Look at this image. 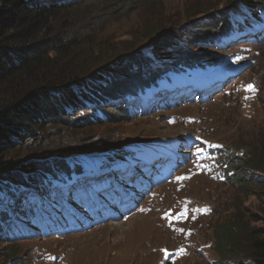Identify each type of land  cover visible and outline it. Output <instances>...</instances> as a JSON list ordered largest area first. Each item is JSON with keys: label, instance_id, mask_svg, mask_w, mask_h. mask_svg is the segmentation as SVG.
Listing matches in <instances>:
<instances>
[{"label": "rangeland", "instance_id": "1", "mask_svg": "<svg viewBox=\"0 0 264 264\" xmlns=\"http://www.w3.org/2000/svg\"><path fill=\"white\" fill-rule=\"evenodd\" d=\"M127 2L129 7L122 9L113 6L103 8L113 0L89 6L85 1L51 21L59 33L72 26H75L74 32L83 26L92 27L90 34L94 38L95 49L88 58L78 59L71 68L67 67L66 75L76 70L85 76L106 62L112 63L114 57L129 52L136 54L153 31L159 30L157 34L167 32L169 38L176 35L179 28H189L197 23H208L214 30L215 24L219 25L214 20L219 12L229 17V33L235 23L250 25L253 19L264 20V0ZM201 12L202 15L199 14ZM211 15H214L213 19L209 18ZM227 32L212 45L189 42L192 38L190 32L186 36L180 35L181 41L186 43L184 46L177 45L165 52L149 47L139 52L140 58L147 57L157 63L152 71L158 73L177 63L169 73L159 76L163 78L162 83L167 78H181L184 83L203 81L204 72L222 68L218 62L235 65L237 78L230 79L226 73L218 83L222 88L209 100L169 106L166 85H163L161 97L149 103L148 107L141 104V97L131 102L128 120L109 124L92 120L90 127L79 130L57 127L51 130L55 134L43 149L33 144L28 147L18 143L3 149L6 150L3 157L15 163L21 160V164L39 159L33 156L44 152H54L55 156L45 158L43 156L46 155H43L40 158L45 163L33 169L35 182L31 186L20 185L0 193V210L4 212L2 196L8 194V198L11 196L16 201L18 196L14 190H28L32 194L26 199H32L33 203L27 212L26 199L23 200L21 207L24 206L26 212L21 209L20 217L23 218H19L20 224L16 227L0 219V264H9L13 255L25 264H214L219 261V255L213 248V226L218 220L223 222L235 213L246 224L264 225V189L252 186L244 189L239 184L224 185L226 169L221 158L199 156L186 170L173 174L170 173V165H167L154 171L155 177L146 175L149 171L147 166L146 173L133 179L131 186L119 187L124 182L131 184L132 176L128 181L116 180L112 196L115 204L106 214H115L119 202L124 209L125 206L132 207L125 209L127 218H124L126 214L119 213L122 219L105 221L98 227L92 226L94 222L90 221L86 208L79 199L72 197V192H68V185L60 184L62 178L69 177L74 171L92 172L137 153L161 154V149L186 141L189 136L200 139L199 149L218 150L219 157L220 151H226V147L232 150V143L238 145L244 142L243 139L251 138L244 135H255L253 137L264 141V41L259 44L228 43L227 36L230 34ZM86 34L89 35L88 32ZM182 51L189 55L188 63L195 58H208L200 62L197 69L187 71L179 66ZM128 63L130 61L114 64H119L120 68ZM146 70L149 72L148 68ZM249 85L254 88L253 91L247 90ZM195 92L196 89L191 87V93ZM143 99H146L145 96ZM161 100H165L163 105ZM81 144L86 149L59 152L60 148L80 147ZM189 153L182 152L184 155ZM60 161H65L66 167L58 166ZM42 173L46 176L41 182L43 185L56 183L53 185L56 189L51 190L54 192L52 200L49 199L50 193L45 197L42 195L43 186L38 183ZM256 179L264 180L261 175ZM158 180L162 181L159 183ZM2 181L5 185L9 184L6 183L8 179ZM35 186L39 190L34 189ZM56 197L62 202L55 200ZM34 206L38 210L32 219L29 213ZM8 216L10 220L18 218L13 212H9ZM0 218H3L1 213ZM72 225L77 233H69Z\"/></svg>", "mask_w": 264, "mask_h": 264}, {"label": "trees", "instance_id": "2", "mask_svg": "<svg viewBox=\"0 0 264 264\" xmlns=\"http://www.w3.org/2000/svg\"><path fill=\"white\" fill-rule=\"evenodd\" d=\"M85 1L89 6L107 0H0V193L4 190L9 192V188L20 185L31 186L35 182L33 169L45 163L40 158L43 155H46L43 156L45 158L55 156L54 152H44L40 156H33L39 159L21 164V160L15 163L3 157L6 151L3 149L13 147L15 143L28 147L33 144L43 149L48 139L55 134L51 130L57 127L79 130L90 127L92 120L104 124L128 120V99L159 88L163 79L159 76L166 75L171 67L177 65L167 66L159 73L152 71L157 63L154 64L147 57L140 58L139 52L149 47L155 48H152L154 51L165 52L177 45L184 46L186 43L181 41L180 35L186 36L190 32L192 38L189 42L201 46L212 45V41L220 38L231 25L229 17L219 12L218 17L214 18L219 25L215 24L214 30L208 23H197L189 28H179L176 35L169 38L167 32L157 34L159 30L153 31L136 54L129 52L114 57L112 63L106 62L85 76L76 70L66 75L67 67L71 68L78 59L88 58L95 49V41L90 34L92 27L83 26L74 32L75 26H72L59 33L51 21ZM127 3V0H113V3H107L103 8L113 6L124 9L129 7ZM213 17L209 16L211 19ZM188 56L182 51V59L179 60L187 69L194 68V63L208 58H195L188 63ZM118 61L130 63L119 68L120 63L114 64ZM244 136L251 138L243 139L244 142L238 145L232 143V150L226 147V151H220L226 169L224 185L239 184L244 189L249 186L264 189V180L256 179L259 175L264 178V141L253 137L255 135ZM85 147L83 144L80 147H63L59 152H77V149L84 150ZM64 162L60 161L57 165L66 167L67 163ZM42 175L38 182L40 186L45 185L41 182L46 176L44 173ZM72 177H75V173L65 179ZM3 179H8L6 183L9 184H3ZM34 189L39 190L36 186ZM50 191L49 187L43 188V195L47 196ZM14 193L18 196L16 201L11 196L8 198L6 193L2 196L5 205L2 208L6 212L0 210L3 217L0 219L7 222L9 212L15 213L18 218L12 217V221H9L15 227L20 222L19 218H23L20 217L21 209L24 208L21 207L23 200L32 193L21 189L14 190ZM24 204L30 207L31 200L28 199ZM236 215H230L223 222L218 220L213 226V248L219 255V261L214 264H264V225L246 224L242 217ZM11 258L9 264H25L17 256Z\"/></svg>", "mask_w": 264, "mask_h": 264}, {"label": "snow or ice", "instance_id": "3", "mask_svg": "<svg viewBox=\"0 0 264 264\" xmlns=\"http://www.w3.org/2000/svg\"><path fill=\"white\" fill-rule=\"evenodd\" d=\"M247 90H248V91H253L254 88H253L251 85H249L248 88H247Z\"/></svg>", "mask_w": 264, "mask_h": 264}, {"label": "bare ground", "instance_id": "4", "mask_svg": "<svg viewBox=\"0 0 264 264\" xmlns=\"http://www.w3.org/2000/svg\"><path fill=\"white\" fill-rule=\"evenodd\" d=\"M158 97H161V95H160V96L158 95ZM49 193H50V192H49ZM23 207H24V206H23ZM34 214H35V211H34ZM35 216H36V214H35ZM31 218H32V217H31ZM32 219H33V218H32ZM19 224H20V223H19ZM17 226H18V225H17ZM15 227H16V226H15Z\"/></svg>", "mask_w": 264, "mask_h": 264}]
</instances>
